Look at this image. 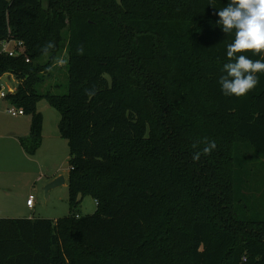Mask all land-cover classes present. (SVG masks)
I'll list each match as a JSON object with an SVG mask.
<instances>
[{
	"label": "trees",
	"instance_id": "1",
	"mask_svg": "<svg viewBox=\"0 0 264 264\" xmlns=\"http://www.w3.org/2000/svg\"><path fill=\"white\" fill-rule=\"evenodd\" d=\"M228 2L0 0V42L26 48L0 54L18 82L5 100L31 116L20 142L41 147L47 100L70 153L69 215L0 218V264H264V74L221 92ZM61 60L65 95L48 85ZM204 138L217 147L195 161Z\"/></svg>",
	"mask_w": 264,
	"mask_h": 264
},
{
	"label": "rangeland",
	"instance_id": "2",
	"mask_svg": "<svg viewBox=\"0 0 264 264\" xmlns=\"http://www.w3.org/2000/svg\"><path fill=\"white\" fill-rule=\"evenodd\" d=\"M15 47L14 43L8 45ZM4 43L0 42V54L5 51ZM53 79L48 85L53 88L54 94H67V69L65 61L52 70ZM58 78L56 82H53ZM18 82L12 75H5L0 80V90L4 87L5 93L16 90ZM5 99L0 98V218H47L57 220L69 215V187L70 153L68 141L60 136V113L50 106L47 100L38 104V111L43 115L42 145L34 155H29L21 144L22 138H27L31 130V116L14 117L5 111V107H13ZM24 132L21 138L10 136V129ZM26 134V135H24ZM263 160V161H261ZM254 170V169H253ZM264 174V159L254 173ZM58 178H64L65 183L46 192V187ZM264 188V179L259 181ZM259 188V187H258ZM257 188V189H258ZM256 197V188L249 192ZM32 199L34 205L29 208L27 201ZM97 209L96 201L86 197L80 207L82 216L92 215Z\"/></svg>",
	"mask_w": 264,
	"mask_h": 264
},
{
	"label": "clouds",
	"instance_id": "3",
	"mask_svg": "<svg viewBox=\"0 0 264 264\" xmlns=\"http://www.w3.org/2000/svg\"><path fill=\"white\" fill-rule=\"evenodd\" d=\"M209 4L213 6L211 2ZM215 14L219 16L216 24L226 36L234 34V38L225 44L228 62L223 65V72L226 74L219 77L218 83L225 96L241 98L259 85V74H264V0H229ZM249 52L259 58L250 59ZM78 54H83L82 46ZM95 92L96 89L88 92V96H94ZM203 142L204 146L192 157L195 161L201 154L210 155L217 147L215 141L207 138ZM197 147L198 144H193V148Z\"/></svg>",
	"mask_w": 264,
	"mask_h": 264
},
{
	"label": "built area",
	"instance_id": "4",
	"mask_svg": "<svg viewBox=\"0 0 264 264\" xmlns=\"http://www.w3.org/2000/svg\"><path fill=\"white\" fill-rule=\"evenodd\" d=\"M4 43L5 45V51L4 53L8 54L10 57H17L19 55H23L25 54L26 52V48H25V45L23 44V42L21 41H5V42H2ZM10 43H14L15 44V47L13 49H9L8 45ZM16 90H11L9 92V94L11 93H15ZM8 94L5 93V89L4 87H1V90H0V98L1 99H5L7 97ZM7 113L14 116V117H18V116H24V111L23 110H17L15 107H9L7 108ZM27 205L32 208L33 205H34V202L32 201V199H29L27 201Z\"/></svg>",
	"mask_w": 264,
	"mask_h": 264
},
{
	"label": "water",
	"instance_id": "5",
	"mask_svg": "<svg viewBox=\"0 0 264 264\" xmlns=\"http://www.w3.org/2000/svg\"><path fill=\"white\" fill-rule=\"evenodd\" d=\"M65 183L64 178H58L55 181H53L52 183H50L47 187H46V192L48 193V191L62 185Z\"/></svg>",
	"mask_w": 264,
	"mask_h": 264
},
{
	"label": "crops",
	"instance_id": "6",
	"mask_svg": "<svg viewBox=\"0 0 264 264\" xmlns=\"http://www.w3.org/2000/svg\"><path fill=\"white\" fill-rule=\"evenodd\" d=\"M9 75V74H8ZM13 76V75H12ZM7 102V101H6ZM6 102H5V104H6ZM7 108H9V107H5V111H7ZM24 133V132H20L18 129H14V128H11L10 129V136H12L13 138H15V139H19V138H21V135ZM24 135H26V134H24ZM29 207V206H28ZM30 208V207H29Z\"/></svg>",
	"mask_w": 264,
	"mask_h": 264
}]
</instances>
